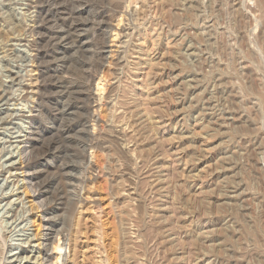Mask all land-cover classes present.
I'll return each instance as SVG.
<instances>
[{"label": "rangeland", "instance_id": "374dc122", "mask_svg": "<svg viewBox=\"0 0 264 264\" xmlns=\"http://www.w3.org/2000/svg\"><path fill=\"white\" fill-rule=\"evenodd\" d=\"M107 2L82 1L97 11ZM132 7L118 28L128 36L105 37L108 89L92 84L104 96L78 134L117 141L88 147L85 171L76 144L64 160L39 159L41 180L69 203L50 205L68 221L65 264H264V0ZM32 11L28 0H0V264H41L36 234L41 225L47 233L45 212L25 192L31 176L13 169L31 133L35 94L23 97L25 85L39 76ZM123 51L124 69L115 65ZM54 108L45 106L46 123L31 137L38 147L57 134ZM59 162L72 168L64 177Z\"/></svg>", "mask_w": 264, "mask_h": 264}, {"label": "bare ground", "instance_id": "6f19581e", "mask_svg": "<svg viewBox=\"0 0 264 264\" xmlns=\"http://www.w3.org/2000/svg\"><path fill=\"white\" fill-rule=\"evenodd\" d=\"M82 1L28 0V6L33 11L31 12L32 25L28 27L27 31L32 37L31 44L30 42L29 44L35 52L33 63L36 66V70L34 69V71H39V76L37 75L38 77L35 79V82L31 80V82L25 85L26 94L23 97L35 94L33 97L35 105L32 107L33 110H31V114L29 115V129L31 133L21 142L23 146L21 147L22 161L20 167L14 166L13 169L22 170L23 173L31 176L23 178V181H27L25 192L26 194L32 193L34 196L33 202H36L33 204V210L41 209L45 212L43 217L48 218V222L45 224L47 233L42 232V225L40 223L41 226L38 228L36 234V238L40 242L38 244L39 255L36 257V260L42 261L41 264H65L68 259L65 251L66 247H68V221L65 217L57 218L58 213L56 210L58 208L53 209L50 205L55 198L59 202L57 205H63L68 208L69 203L67 199L62 197V194L50 191L49 185L45 183L48 181L47 179V181L41 180V177H43L41 175L42 171L37 170L40 165L39 159L44 158L46 161L52 158L60 161L64 160V158L69 157L65 156V151L71 145L76 144L79 149L73 157L80 160V165L78 166L81 167V171H85V168H92L86 155L88 147L100 149L107 142L117 141L116 138H113L111 134L106 132H101L97 135L89 133V139H85V141L82 140L84 136L82 134L85 131V125L90 120H93L97 113V110L92 111L93 102L102 101L104 96H94V93H91L92 84L98 78L97 91L99 93L106 92L105 90L108 89L105 88L104 82L107 80V76L103 71L107 59L105 55L107 49L105 37H107L106 35L111 30L116 32V36H120L121 33L123 37L125 36L126 30L123 29L124 32L122 30V32H118V28H120L121 23L125 19L127 22L131 20L130 17L135 13L133 7L131 9V6H134L135 0H128L129 6L127 8L125 7L126 0L118 2L108 0L107 8L104 9L105 11H97L92 4L82 3ZM143 16H146V14H143ZM116 20L118 24L114 26L113 22ZM127 30L129 29L127 28ZM85 33L91 34L87 37ZM124 53L126 52L123 51L115 63L116 66H122L123 69L126 66L123 64H125L127 58ZM78 56H81L83 59H78ZM110 63L112 64V62ZM111 93L113 91L109 92L106 100L111 98ZM48 103L55 106L52 113H50L51 120L59 122L60 126L57 129L56 136L50 142L38 147L39 144L32 142L31 137L42 131L47 117L45 106ZM80 132L82 134L79 136ZM85 133L87 132L85 131ZM67 163H56L55 168L58 174H66L72 169ZM45 199H49V203H46ZM74 205L72 204V206Z\"/></svg>", "mask_w": 264, "mask_h": 264}]
</instances>
